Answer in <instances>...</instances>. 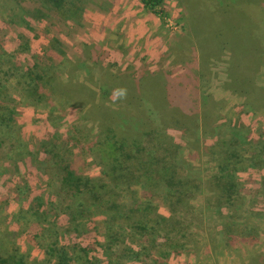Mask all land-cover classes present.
<instances>
[{
  "label": "trees",
  "instance_id": "1",
  "mask_svg": "<svg viewBox=\"0 0 264 264\" xmlns=\"http://www.w3.org/2000/svg\"><path fill=\"white\" fill-rule=\"evenodd\" d=\"M13 1L20 16L17 18L27 33L32 34L47 20L51 19V25L56 26L52 18L57 16L63 24L65 21L76 23L84 11L82 0ZM141 3L149 13L163 17V0H141ZM98 4L102 5L101 1ZM66 25L67 29H72L69 23ZM214 27L219 30L218 38L222 34L229 35L224 24L222 28L219 24ZM241 29L236 27L233 33ZM243 31L246 38L237 56H233L235 53L227 39H223L221 46L215 40L205 43L196 32L199 42L194 45L179 36L167 50L172 69L167 62L143 64L135 69L126 67L123 70L129 75L122 77L126 84L121 86L116 85V79L121 76L106 71L99 74L95 86L86 81L95 89L81 84L83 90L77 97L62 87L55 76L59 65L55 64L53 53L56 51L66 57V45L58 33L45 37L47 44L40 57L36 56L33 62L11 63V71L3 69L0 51V171L7 176L11 168L15 170L13 178L5 182L9 190L16 181L30 184L32 172L28 166L36 168L40 181L46 184L44 193L34 197L29 209L33 223L41 228L25 239L28 250H38L41 258H31L29 252L23 253L14 244L10 250L6 249L0 236V264H134L141 262L143 256L141 250L135 252L132 248L136 244L134 238L147 235L149 223L156 222L151 218L156 211L154 198L159 197L176 216L191 215L194 210L191 203L204 183L198 176L189 174L181 145L165 139L163 128L172 129V126L166 122L162 128L158 124L172 120L176 129L183 130L184 136L192 138V143L199 146L198 132L204 130L206 122L194 123V120L199 116L206 119L210 112V100L200 92L208 74L200 71V65L203 69L202 61L207 63L222 51L229 56L226 72L233 92L244 97L252 110L260 109L264 104V88H256L251 77L264 64V48L255 46L253 57L244 48L249 30ZM20 40L25 42L19 49L20 54L26 55L30 51L29 44L24 36H20ZM203 43L207 44V49L202 48ZM79 47L83 58L79 61L90 71L99 62L105 64L102 55H96L99 48L94 44L85 40L72 44L74 49ZM194 52L199 54L200 65L189 58ZM106 63V66H115L113 62ZM121 91L123 95L118 94ZM17 98L19 104L25 101L23 103L30 106L56 101L63 110L66 109L64 104L74 110L85 108L84 115L96 120L99 128L91 137L92 141L83 143L89 134L76 121L69 122V127L62 132L56 122L62 117L53 120L50 116L53 132L41 138H30L19 123L18 106L14 103ZM235 130L222 128L220 134L218 129L214 145L206 152L215 168L208 183L212 187L209 190L218 209L227 211L231 210L238 192L239 173H250L264 192V132L257 140H252L246 133ZM253 144L255 149L244 156L242 150ZM85 153L92 155V161L100 169L97 181L80 175L77 159L79 154ZM23 187L15 186L16 193H21ZM137 189L143 191L142 197ZM62 218L67 220L68 234L76 240L67 245L61 244L59 232L52 224L48 225L51 220L57 222ZM159 219L162 224L168 221L162 216ZM175 224L182 225L181 222ZM100 225L103 233L99 232ZM95 231H98L96 240L90 236Z\"/></svg>",
  "mask_w": 264,
  "mask_h": 264
},
{
  "label": "rangeland",
  "instance_id": "2",
  "mask_svg": "<svg viewBox=\"0 0 264 264\" xmlns=\"http://www.w3.org/2000/svg\"><path fill=\"white\" fill-rule=\"evenodd\" d=\"M99 1L102 5L98 4ZM15 6L13 0H0V51L3 56V69L11 71V63L20 64L24 60L26 63L33 62L36 56L40 57L44 45L47 44L45 37L53 35L54 32L58 33L66 45V57L58 55L56 51L53 53V60L59 65L55 76L59 78L62 87L69 89L76 97L83 90L81 84L95 89L94 83L98 82L99 74L106 71L115 76L120 75L121 78L116 79V85L121 86L126 84L122 77L129 75L123 70L126 67L135 69L143 64L167 62L171 68L172 59L169 58L167 50L179 40V36L194 45L199 42L196 32L205 43L215 40L221 46L223 39H227L235 53L231 51V54L237 56L242 50V41L246 38L243 29H246L249 30L248 42H245L244 48L253 57L255 46L264 48V0H163L162 18L145 10L141 0H82L84 11L81 17L78 16L76 23L65 21L63 24L62 19L57 16L52 18L56 26L51 25V19L47 20L42 25L37 24L38 30L33 34L25 30L18 19L20 16ZM67 23L72 29L66 28ZM215 24H219L220 28L224 24L229 35L222 34L218 38L219 30L215 29ZM236 27L243 29L233 33ZM63 34H69L70 37ZM20 36L26 38L30 47L26 55L19 51L25 43L20 40ZM38 36L40 38L37 39ZM83 40L99 48L96 55H102L104 65L99 62L90 71L80 63L79 60H83L81 48L74 49L72 44H80ZM207 47L203 43L202 48ZM189 58L200 65L198 53L194 52ZM228 59V53L222 51L216 58L210 59L211 61H202L206 72L200 65V71L204 75L208 74L200 92L210 100V112L208 118L199 116L194 120V123L206 122L204 130L200 129L198 132V147L192 143V138L184 136L183 130L176 129L172 120L158 124L162 128L166 122L172 126V129L168 126L163 128L165 139L171 144L181 145L184 158L189 164V174L201 178L204 185L192 201L194 210L188 216L181 217L182 215L170 213L159 197L154 198L153 207L156 211L151 218L154 217L156 222L149 223L150 232L147 235L134 238L136 244L132 248L135 252L141 250L143 253L141 262L134 264H264V192L260 189V183L250 173H239L238 192L230 205V211L218 209L209 190L212 187L208 185L215 168L206 152L214 145L218 129L220 134L222 128L240 130L252 140H257L264 132V104L260 109L252 110L244 97L233 92L226 72ZM106 62H113L115 66H106ZM87 65L91 66L88 63ZM71 75L73 79L69 78ZM251 79H254L256 88H264V64L258 67ZM86 81L93 82L94 86ZM18 101V98L14 100L18 106L19 123L30 138H41L45 133L53 132L49 123L50 116L53 120L62 117L56 121L62 132L69 127V122L76 121L89 134L82 140L83 143L92 141L91 137L99 128L96 120L84 115L85 108L74 110L64 104L66 109L63 110L56 101L36 106L25 105V101L19 104ZM252 148L255 149V144L242 150V154L247 156L246 153ZM79 156L77 168L80 175L97 181L100 178V169L92 161V155L85 153ZM28 169L32 172L28 187L23 181H16L11 190L5 182L8 178H13L15 170L11 168L7 176L0 171V236L6 249L10 250L14 244L23 253L29 252L31 258H41L38 250H28L25 239L29 233H37L41 228L33 223L29 209L34 197L44 193L46 184L40 181L36 168L28 166ZM36 183L38 184L33 187ZM8 185L10 188L11 185ZM15 186L25 187L18 194ZM139 192L142 197L143 191ZM159 216L168 218L166 224L161 223ZM175 222H181L182 225L177 226ZM51 224L59 232L61 244L67 245L76 241L68 234L66 219L62 218L57 222L53 219L48 224L49 227ZM99 227V232L103 233L102 225ZM97 233L98 231L92 232V239H97Z\"/></svg>",
  "mask_w": 264,
  "mask_h": 264
},
{
  "label": "clouds",
  "instance_id": "3",
  "mask_svg": "<svg viewBox=\"0 0 264 264\" xmlns=\"http://www.w3.org/2000/svg\"><path fill=\"white\" fill-rule=\"evenodd\" d=\"M119 95H123L124 93H123V91H121L120 93H118Z\"/></svg>",
  "mask_w": 264,
  "mask_h": 264
}]
</instances>
